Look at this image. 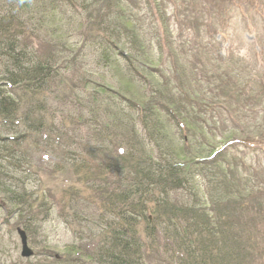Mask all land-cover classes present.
Masks as SVG:
<instances>
[{
  "label": "trees",
  "instance_id": "trees-1",
  "mask_svg": "<svg viewBox=\"0 0 264 264\" xmlns=\"http://www.w3.org/2000/svg\"><path fill=\"white\" fill-rule=\"evenodd\" d=\"M132 1L0 0V206L9 213L20 210L19 225L28 238L40 234L51 204L40 193L36 207L30 200V192L41 190L28 186L43 183V169L23 146L41 153L62 143L63 133L47 119L63 114L73 98V106L86 109L84 119L79 116L78 121L93 144L86 145L81 138L77 146H87L84 152L69 146L62 151L61 159L78 180L61 187L66 199L63 209L74 210L77 219L90 221L93 216L92 225L97 218L100 223L95 229L102 235L95 249L69 245L66 255L58 256L44 247L43 253L4 264H264V192L247 190L252 175L264 178V170L252 171L249 165L264 154V137L231 132L218 136L228 127H215L210 115L228 122L230 130L244 129L234 124V108L240 111L241 106L227 86V76L211 69L214 65H200L219 61L206 54L211 39L195 32L205 41L191 46L181 41L183 48L173 45L171 53L184 54L172 57L174 64L166 71L159 69V62L148 58L155 53V44L161 49V35L169 37L172 24L177 23L178 16L171 17L166 9L174 0H147L139 9ZM232 1L185 0L179 27L196 30L192 20L198 11L202 22L223 23L220 15L227 14ZM140 12L152 23L149 34ZM157 19L161 28L156 29ZM124 42L131 52L120 47ZM190 61L193 68L186 66ZM257 63L254 69L263 70L264 62L257 58ZM147 71L153 76L152 84ZM260 71L248 69L252 74L247 77L258 82L252 75L262 80ZM94 72L110 79L104 82ZM229 80L240 96L247 91L230 76ZM68 84L74 87L72 97L57 92L55 102L62 105L53 104L54 108L53 94ZM170 122L179 135L184 134L186 144L180 139L179 149L171 145ZM218 137L219 142L211 146ZM149 141L155 150L148 148ZM210 184L224 192H215ZM236 184L247 191H233ZM89 190L90 197L84 196ZM30 208H36V213L27 212Z\"/></svg>",
  "mask_w": 264,
  "mask_h": 264
},
{
  "label": "rangeland",
  "instance_id": "rangeland-1",
  "mask_svg": "<svg viewBox=\"0 0 264 264\" xmlns=\"http://www.w3.org/2000/svg\"><path fill=\"white\" fill-rule=\"evenodd\" d=\"M134 1L135 3H133L132 1V4L133 6L134 5L136 7L138 6V9L140 8V6L143 7L144 4L147 3V0H134ZM173 3L174 4H168V6L166 4V9L168 12L167 14L171 15V17L173 15L178 16L177 23L172 24V27L170 29L171 35L169 37L167 36L166 38L165 34L161 35L162 43H163L161 49L160 50L157 49V46L155 44L156 51L153 55L152 53L149 54L148 60L156 59V61L159 62L158 68L166 71L165 69L166 67L169 68L174 64L172 57L179 58L181 54L182 55L184 54L183 51L177 52V55L175 53H171L173 51L172 49H174L172 47L173 45L175 46L180 45L181 48H183L184 44L186 43L187 45L191 46L194 44H198L199 42L202 43L207 38H208L207 41L211 39L210 40L211 43L210 46L207 47L208 51L206 52V54L219 58V61L214 62V64L210 62H206L205 65L204 64H200V65L206 68L214 65L211 69L213 68L220 69L221 73L227 76L228 78L227 86H229L232 96L235 95L236 97L235 102L237 106H241L240 111H238L237 108H234L235 111L237 112L236 114L233 113L235 119L234 124L236 127L240 129H244V131L241 130L236 131L235 129L230 130L231 129L229 128L230 124L228 122L225 123V121L220 119L219 117L218 118L220 120L218 122L216 117H212V115H210L212 123L214 124L215 127L218 128L221 127L222 125H226L229 128L224 130L220 129L221 132L218 136L222 138L221 137L222 135H225L226 133L230 134L229 132H231L239 136L245 135L255 138L264 137V88H262V85L264 86V79L261 80L260 77L252 75L256 80H258L257 82L252 78L250 79L249 77H247L248 74L255 73L258 70H261L260 73H263L264 75V69L262 70L263 67L260 69H254L257 68L258 66L257 58L259 59V61L264 62V49L260 51L261 44H264V6L261 4L260 0L232 1L231 9L227 10V14L222 13L220 15L221 17L225 18V21L223 23L219 22L216 25L213 23L207 24V22H202V18L199 19L201 12L198 11V13L195 15L196 17L192 20L193 22L192 25L196 30L192 28L187 29V26L185 28L184 25H183L184 28L182 29L179 27L181 24H179L178 19L183 20L185 17L184 16L185 15L184 8L186 7L185 0H174ZM197 8L199 9V7ZM206 13L208 14L209 12ZM138 15L139 17H141V19H143L144 15L142 12H140V14ZM144 20L147 21L148 17L143 19L142 21L144 22ZM150 25H152V23L150 21H147L146 29L148 31V34L149 32L153 31ZM153 25L155 26L156 29L161 28L159 19L154 20ZM195 32L199 33L201 37L204 36L205 39L201 41L200 37H198L195 34ZM253 38L256 39L253 40ZM150 40H151L150 42L154 45V40L153 39ZM181 41L184 44L181 43ZM37 46H41V44H37ZM120 47L131 52L130 45L125 44V42L123 44H120ZM260 52L262 53L259 54ZM199 57L200 55L198 54L196 58ZM225 57H228L227 58L228 60H225ZM234 59L239 60V62H237ZM85 60L89 61L90 59L86 57ZM118 61L121 64H125V65L126 63H128V62L124 63L121 59ZM135 61H133V64L139 69L140 67H138L137 62L135 63ZM174 61H177V59H174ZM191 63L192 61L186 63L187 64L186 66H188V68L189 67L193 68L194 66L193 67L190 66ZM151 67H155V66H151ZM248 69L252 73L247 72ZM140 71L142 72V69ZM94 73L99 77L100 80H103L104 82H107L110 79V78H102V77L100 78L99 72H94ZM66 74L70 76V79H74V77H72V73L66 72ZM87 75L90 76V73ZM146 75L150 83L152 84L153 83L152 74L148 73L147 71ZM228 75L232 80H236L238 82V85L242 87V89H244L243 87H246L247 91L243 90L240 96L237 93L239 92L238 88L235 89L233 83L229 80ZM259 81L262 82L259 83ZM148 83H146L144 88H146ZM78 87L80 86L78 85ZM72 89H74V87H70L69 84L64 88L63 87L61 89L57 88L52 96L53 98L51 101V105L54 104L55 106H58L60 108L62 103L55 102V99L58 101V98L56 97V93L66 92L65 96L71 98L73 93ZM72 100L74 101L73 98ZM73 101H71L70 105H66L67 107L64 108L63 114L57 112L56 117L54 116L51 118V115H49V118L47 119L49 125H53L56 127L57 132L60 130V132L63 133L61 135L63 141L62 143L59 144L55 143L53 144L50 151L44 152V150H42L41 153L40 151L38 152L33 151L32 149H34V147L26 146L25 148V146H23L24 149L30 152L31 157H33L32 161L41 169H43L41 174L43 183H40L38 186L34 184H30L28 186V188L32 191L41 190V192H30L31 193L30 200L34 199L32 200L33 201L32 204H34V206L36 207L37 203H35V199L36 196L40 193V194H44V197L48 200L49 204H51L49 217H47V219L43 222L42 230L40 231V234L38 236L28 238L29 247L34 252L43 253L44 252L43 248L46 247L49 250L47 251L49 253L52 252V254L58 256L63 254L66 255L65 251L66 249H68L69 245H75L76 247H80L82 249H86L88 247L95 249L97 246L98 237L102 236L100 234V231H97L95 229L100 223V221H98L97 218H96L97 222L95 223V225H92L91 221L93 220V216H91L90 221L77 219L76 218L77 215H75L76 212L74 210L67 208L65 211L63 209V206L65 205L64 203H66V199H62L64 198L62 196L63 193L65 194V192L61 191L60 189L61 187H63L64 185L70 182H74L75 184L76 175L74 173L73 168L70 165L66 164L68 162L65 163V159L64 161L61 159L64 157L62 151L67 149L66 146H69L70 150L73 149L74 152L75 151L78 153L84 152L87 149V146H83V145L77 146V143L81 141V138L83 139L82 140L83 143H86V145L93 144V142H89L88 139L86 140V134L88 131L87 129L84 128V126L81 125V122L78 121L79 116H83L84 119V114L86 113V109L81 108L77 104L73 106L74 103ZM225 104L229 105L227 100H225ZM54 105L53 107L55 108ZM221 111L228 112L227 110H221ZM136 115H138V113H136ZM206 118H208V116H206ZM171 124L173 128H170L171 133H169L168 136H170V138L172 139L171 145L173 146V148H174L173 144H175L176 147L178 148V146H182L183 143L182 140L180 139L184 140L185 137L184 134L179 135L177 133L178 129L175 123H171ZM3 131H4V127H3ZM3 131H1L2 136L5 137L7 134L4 133ZM47 134L50 135L49 132H47ZM177 134L179 135V141L177 140ZM79 135H81L82 137H79ZM11 136L14 137V134H12ZM219 137L215 138V140L210 142V145L215 146L219 142ZM50 138L51 137L47 139L50 140ZM43 140H45V136L43 137ZM41 143H43V141H41ZM11 147L13 148L12 145ZM148 148L152 150L156 149L154 147V143L150 141ZM240 149L244 150L243 148ZM259 159H261L264 162V154H260L257 157L255 156L253 159L250 160L249 165H251L252 171H257L258 169L264 170L263 163L261 161L258 162ZM57 167H65V168L63 172H56V173L53 172V170H55ZM250 176L251 175H249L248 177ZM252 176L253 179H251V188H247L248 192H257L258 190L259 192L260 191L264 192V180L260 181V178L263 177L262 176L259 177L255 175ZM61 180L65 181V184H61ZM76 183H78V180ZM235 187H238L239 189ZM210 188L214 190L215 187L213 184H210ZM231 188L233 191L236 192L247 191V190L243 191L238 184H236ZM47 190L50 191L47 192ZM214 191L224 192L223 190H216V189ZM228 192H232V191H228ZM33 193H35V197L33 196ZM91 194H92L91 190H89L88 192H84V196L86 197H90ZM80 196L82 197V195ZM0 201H2V199H0ZM40 202H42V197L41 200L38 201V203ZM35 209L36 208H30L27 212L33 211L36 213V211H34ZM63 210L65 211L64 218L61 216V212ZM9 212L10 211L8 210V208L6 209L0 206V264L9 263L16 257L20 258L22 252L21 238L18 233V228L22 229V225H19L20 210L15 211L14 209L12 213ZM91 235L94 236V239H90ZM90 240L92 241L90 242ZM77 256H73V257H77Z\"/></svg>",
  "mask_w": 264,
  "mask_h": 264
},
{
  "label": "water",
  "instance_id": "water-1",
  "mask_svg": "<svg viewBox=\"0 0 264 264\" xmlns=\"http://www.w3.org/2000/svg\"><path fill=\"white\" fill-rule=\"evenodd\" d=\"M18 233H19V236L21 238V243H22L21 256L24 258L32 257L34 254V251L29 247L27 234L25 233L24 230L20 228H18Z\"/></svg>",
  "mask_w": 264,
  "mask_h": 264
}]
</instances>
